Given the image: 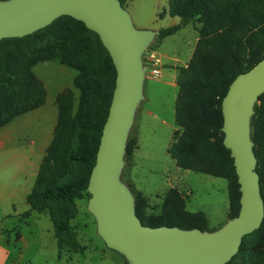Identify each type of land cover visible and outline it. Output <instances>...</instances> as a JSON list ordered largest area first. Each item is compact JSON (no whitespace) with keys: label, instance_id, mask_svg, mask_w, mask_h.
Masks as SVG:
<instances>
[{"label":"trees","instance_id":"obj_1","mask_svg":"<svg viewBox=\"0 0 264 264\" xmlns=\"http://www.w3.org/2000/svg\"><path fill=\"white\" fill-rule=\"evenodd\" d=\"M164 13L179 21L160 27V38L189 22L199 23L187 62L176 66L173 123L177 128L166 151L179 168L225 179L226 217H231L238 210L239 191L232 159L222 143L220 100L237 73L264 57V0H166L165 9L157 15ZM47 59L76 70L72 85L78 89V97L74 107L69 88L55 95L57 118L52 136L25 194L28 208L20 217L47 210L54 235L75 249L80 247L71 237L69 220L76 213L74 199L87 194L115 70L96 33L66 14L31 33L2 37L0 126L43 103L45 88L32 66ZM250 137L263 215L255 229L242 235L236 252L224 264H264V90L253 105ZM133 149L126 140L124 155ZM131 191L134 212L142 224L207 229L204 213L187 210L175 187L164 190L157 211H147L146 196Z\"/></svg>","mask_w":264,"mask_h":264},{"label":"water","instance_id":"obj_2","mask_svg":"<svg viewBox=\"0 0 264 264\" xmlns=\"http://www.w3.org/2000/svg\"><path fill=\"white\" fill-rule=\"evenodd\" d=\"M63 14L96 33L115 70L86 184L85 208L96 234L127 264H224L263 215L250 116L264 90V57L237 73L220 100L222 143L238 184L237 213L212 229L150 226L136 216L134 195L120 172L134 113L143 99L142 54L159 29L135 26L120 0H0V38L31 33Z\"/></svg>","mask_w":264,"mask_h":264},{"label":"rangeland","instance_id":"obj_3","mask_svg":"<svg viewBox=\"0 0 264 264\" xmlns=\"http://www.w3.org/2000/svg\"><path fill=\"white\" fill-rule=\"evenodd\" d=\"M133 4L142 11V20L151 16L155 8L160 11L166 6L163 0H134ZM130 17L135 26L144 27L137 25L142 20L131 14ZM198 26V22H189L162 38L156 35L150 43V48L161 55V73L151 76L144 65L143 99L137 104L127 136L134 149L123 156L120 180L146 196L147 211H157L164 190L175 187L183 194L187 210L206 212V227L212 229L227 218L225 179L179 168L166 151L177 128L173 123L176 66L187 62ZM32 71L45 88L44 102L1 127L8 130L9 138L0 148V244L3 241L9 248L6 247L7 257L13 264H127L96 234L94 220L85 208L88 193L74 199L76 213L69 220V232L80 248L73 249L57 239L47 210L30 211L28 216L20 217L28 208L25 194L34 182L35 169L52 136L57 118L54 97L69 88L74 107L78 97V89L72 85L74 68L48 59L36 62Z\"/></svg>","mask_w":264,"mask_h":264},{"label":"crops","instance_id":"obj_4","mask_svg":"<svg viewBox=\"0 0 264 264\" xmlns=\"http://www.w3.org/2000/svg\"><path fill=\"white\" fill-rule=\"evenodd\" d=\"M133 1L134 0H120L121 4L124 5L128 11L130 12V14L137 18L139 21L142 20V11L133 4ZM164 3L166 4V0H163ZM166 7V6H165ZM159 10L158 8H155L154 10H152V15L151 16H148L146 19L142 20L140 23L138 22L137 25H140V26H144V27H151V28H160V27H164V26H168V25H172V24H175L179 21V18L177 16H171V15H168L167 13H164L162 16H158L156 15V13H158ZM156 18H159V22H156ZM162 20H166L165 22H162ZM186 25V24H185ZM197 38V35L195 36V40ZM48 60V59H47ZM34 65V64H33ZM64 65V64H63ZM75 74V73H74ZM73 74V75H74ZM72 75V76H73ZM170 84H173L174 83H171L169 82ZM57 94V93H56ZM45 98V97H44ZM44 102V101H43ZM54 103H55V97H54ZM41 105V104H40ZM56 105V103H55ZM39 106V105H38ZM36 106V107H38ZM56 113H57V105H56ZM21 114V113H20ZM19 115V114H18ZM16 115V116H18ZM15 116V117H16ZM13 117V118H15ZM12 118V119H13ZM11 119V120H12ZM10 120V121H11ZM9 122V121H8ZM7 122V123H8ZM56 122V120H55ZM6 124V123H5ZM55 124V123H54ZM4 125V124H3ZM1 125L0 126V148L3 147L5 145V143H7V140H8V130H1V127L3 126ZM7 158H12L11 156L7 157ZM38 165V164H37ZM36 170H37V167L35 169V173H36ZM21 172L24 171V169L22 168L20 170ZM18 172V171H17ZM226 191V189H225ZM182 194V193H181ZM183 196V194H182ZM184 197V196H183ZM227 197V196H226ZM202 211V210H201ZM205 215V218H206V224L208 223V216L206 214L205 211H202ZM226 212H227V209H226ZM220 223V222H219ZM219 225V224H217ZM21 236V235H20ZM20 236L18 237V239L20 238ZM3 244H5L3 241H2ZM1 245L0 244V264H6L8 262V264H13L14 261L12 259H9L7 257V250L9 249L7 247V245ZM8 249H7V248Z\"/></svg>","mask_w":264,"mask_h":264},{"label":"built area","instance_id":"obj_5","mask_svg":"<svg viewBox=\"0 0 264 264\" xmlns=\"http://www.w3.org/2000/svg\"><path fill=\"white\" fill-rule=\"evenodd\" d=\"M143 67L146 65L149 68V74L151 76H159L162 66L161 55L157 54L154 49L147 47L142 54Z\"/></svg>","mask_w":264,"mask_h":264}]
</instances>
